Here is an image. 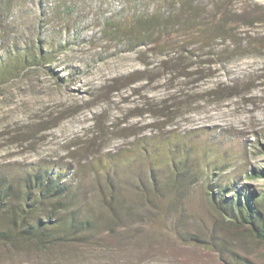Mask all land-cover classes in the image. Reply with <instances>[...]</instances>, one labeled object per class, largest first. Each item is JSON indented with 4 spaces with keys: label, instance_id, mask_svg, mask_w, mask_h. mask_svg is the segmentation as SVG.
I'll use <instances>...</instances> for the list:
<instances>
[{
    "label": "rangeland",
    "instance_id": "1",
    "mask_svg": "<svg viewBox=\"0 0 264 264\" xmlns=\"http://www.w3.org/2000/svg\"><path fill=\"white\" fill-rule=\"evenodd\" d=\"M26 52L0 78V170L63 167L99 209L117 169L131 212L78 242L0 243V264H264L211 200L222 181L264 213V0H0V62ZM177 170L185 186L142 200Z\"/></svg>",
    "mask_w": 264,
    "mask_h": 264
},
{
    "label": "trees",
    "instance_id": "2",
    "mask_svg": "<svg viewBox=\"0 0 264 264\" xmlns=\"http://www.w3.org/2000/svg\"><path fill=\"white\" fill-rule=\"evenodd\" d=\"M36 59L26 52L1 61L0 78L16 74L26 64H36ZM186 173L174 171L175 176L165 183V191L156 183L149 191L141 192L142 200L153 205L150 199L158 202L164 199V192L180 190L187 182ZM118 174L117 169L112 175L107 172V180L97 187L98 209L86 200L73 177H66L63 167L55 170L42 164L15 172L0 170V243L16 246L28 242L43 249L52 244L78 242L104 228L105 216L113 219L129 215L122 185L114 179ZM227 187L222 181L214 185L211 200L216 210L231 223L245 225L256 239L264 242V213L245 193L227 197Z\"/></svg>",
    "mask_w": 264,
    "mask_h": 264
},
{
    "label": "bare ground",
    "instance_id": "3",
    "mask_svg": "<svg viewBox=\"0 0 264 264\" xmlns=\"http://www.w3.org/2000/svg\"><path fill=\"white\" fill-rule=\"evenodd\" d=\"M140 87L142 88V87H144V85H143V84H140L136 89H139ZM157 87H158V84H152V85H151V88L154 89V91H155V89H156ZM149 88H150V87H149ZM150 92H151V91H150ZM151 93H152V92H151ZM156 93H157V92H156ZM156 93H155V94H156ZM155 94H154L153 96H156ZM120 109H121V108H120ZM121 110H122V109H121ZM145 119H147V118L144 117V120H145ZM145 121H146V120H145ZM151 123H152V122H144V123H142L141 127H147V126L150 125ZM64 145H65V144H64ZM62 146H63V145H62Z\"/></svg>",
    "mask_w": 264,
    "mask_h": 264
}]
</instances>
